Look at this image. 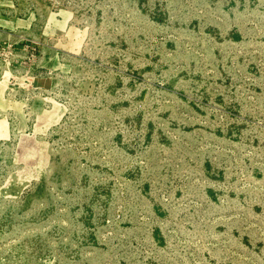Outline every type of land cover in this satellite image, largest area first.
I'll use <instances>...</instances> for the list:
<instances>
[{"label": "rangeland", "instance_id": "374dc122", "mask_svg": "<svg viewBox=\"0 0 264 264\" xmlns=\"http://www.w3.org/2000/svg\"><path fill=\"white\" fill-rule=\"evenodd\" d=\"M0 264H264V0H0Z\"/></svg>", "mask_w": 264, "mask_h": 264}]
</instances>
